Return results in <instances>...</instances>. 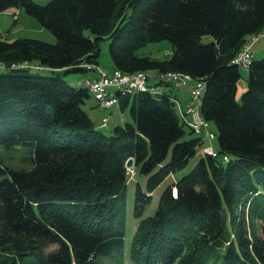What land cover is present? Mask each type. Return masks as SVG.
I'll list each match as a JSON object with an SVG mask.
<instances>
[{
	"label": "trees",
	"instance_id": "1",
	"mask_svg": "<svg viewBox=\"0 0 264 264\" xmlns=\"http://www.w3.org/2000/svg\"><path fill=\"white\" fill-rule=\"evenodd\" d=\"M14 7L57 40L0 38V67L8 70L0 71V264L121 260L114 252L125 247L127 160L135 176H146L136 183L139 218L152 192L204 141L185 139V115L169 92L117 90L132 121L108 135L97 128L83 107L89 89L63 75L98 64L104 39L112 69L183 71L202 80L201 113L218 140V156L204 154L164 189L156 213L140 220L130 260L264 264V57L247 69L231 62L264 30V0H0V14ZM162 40L172 43L164 59L137 55ZM242 70L247 87L238 100ZM2 150L20 165L7 164Z\"/></svg>",
	"mask_w": 264,
	"mask_h": 264
},
{
	"label": "rangeland",
	"instance_id": "2",
	"mask_svg": "<svg viewBox=\"0 0 264 264\" xmlns=\"http://www.w3.org/2000/svg\"><path fill=\"white\" fill-rule=\"evenodd\" d=\"M34 1L38 2L39 4H46L50 0H34ZM14 11H17L19 13L17 20H15L14 16L12 15ZM5 36H8L9 38H16V37L38 38L45 41H49L51 43L56 42L57 40L56 36L49 29L42 27L37 21V19L27 14L24 10L18 9L16 7L12 8L10 11L2 12L0 14V38H4ZM211 40L212 37L210 35L203 36L204 42H210ZM250 42H252V40H250ZM109 45H110L109 39H104L103 41H101V45H100L101 54L99 57L98 66L105 72H109L110 70H112L113 67V62L109 52ZM170 50H172V43L168 40L150 41L145 45L141 46L136 53L139 56L149 55L154 58L164 59L165 57H167L168 52H170ZM251 51L253 53V57H255L256 59L264 57V36L258 37V39H256L254 42L251 43ZM0 71L6 72L8 70L0 67ZM30 72L41 75L49 74V72L46 70H37L35 68H31ZM63 76L73 86L81 87L82 86L80 84L81 78L94 79L97 76V74L90 71L68 72L65 73ZM247 77H248V72L242 70V77L238 82V90H237L238 100L241 99L242 94L246 90ZM154 80H155L154 78H151L149 79V82L154 83ZM111 89L115 90L114 87H111ZM174 91L179 94L183 109H186L190 104V97L187 92V88L186 87H182L180 89L175 88ZM83 107L87 111L89 116L93 119V121L96 123L97 128L99 130H102L107 135L112 133L113 128L116 125H123L127 122L132 121L130 108L122 109L120 103H117L116 105L110 108H102L100 105H98V102L92 93L91 96L83 104ZM176 109L178 111V108ZM103 117L108 118V121L106 122L105 125H101ZM211 127L213 130H215L214 123H211ZM185 129L187 131L185 135V139L190 137L200 136L195 132L189 134L190 129L188 127H185ZM208 145H212L213 148L218 151L217 137L213 140L204 139L201 146H199V148L197 149L195 156L190 159L187 166L169 175L152 192L151 201L145 206L143 213L139 218L135 217L133 214L136 183L141 182V184L144 185L146 183V176L143 175L139 176L138 174H136V176L132 177L130 175L127 186V231L125 235V247L121 253H119V251L114 252L115 256H121V260L117 261L115 257L112 256L103 257L101 258L99 264H135L129 258V251L140 220L144 217L152 216L156 213L159 207V200L164 189L172 182L176 181L183 175L189 173L193 169L195 163L205 154L204 147ZM1 152L3 156H5V162L7 164L20 165L19 163H15V158H9L8 156L9 154L4 153L3 150ZM22 165H26V164H22ZM129 168H133V166ZM254 226L257 229V231L260 230L258 221H255ZM247 227H249V221H247ZM51 247L54 248V246Z\"/></svg>",
	"mask_w": 264,
	"mask_h": 264
},
{
	"label": "built area",
	"instance_id": "3",
	"mask_svg": "<svg viewBox=\"0 0 264 264\" xmlns=\"http://www.w3.org/2000/svg\"><path fill=\"white\" fill-rule=\"evenodd\" d=\"M14 18L18 17V13L13 14ZM264 36V30L258 34L248 37L231 62L239 65L241 68L247 69L253 58L251 51V43L258 37ZM252 40V42H250ZM169 53V52H168ZM86 69L94 72L97 76L94 79L83 78L81 83L84 84L93 94L95 99L102 108H110L119 103L117 90L123 94H133L139 91H150L154 95H161L164 92L172 93L171 99L175 101L181 115H185L186 125L196 134L204 139L213 140L217 137L215 130L211 127V122L204 118L201 113L202 95L205 89V83L202 80L193 78L190 74L183 71H137L125 72L121 69H112L109 72L103 71L96 63H84ZM154 78V83H150L149 79ZM114 87L115 90L111 89ZM187 88L190 97V104L183 109L181 101L174 97V89ZM108 121L107 117L102 118L101 125H105ZM205 154L218 156V151L212 145L204 147ZM224 160H228V156L224 155ZM130 175L135 176L134 168H129Z\"/></svg>",
	"mask_w": 264,
	"mask_h": 264
},
{
	"label": "water",
	"instance_id": "4",
	"mask_svg": "<svg viewBox=\"0 0 264 264\" xmlns=\"http://www.w3.org/2000/svg\"><path fill=\"white\" fill-rule=\"evenodd\" d=\"M133 164H134V160H133V158H129V159L127 160V163H126L127 167H132Z\"/></svg>",
	"mask_w": 264,
	"mask_h": 264
},
{
	"label": "crops",
	"instance_id": "5",
	"mask_svg": "<svg viewBox=\"0 0 264 264\" xmlns=\"http://www.w3.org/2000/svg\"><path fill=\"white\" fill-rule=\"evenodd\" d=\"M173 94L174 95H176L177 96V98L181 101V99H180V96H179V94L178 93H176L175 91H173Z\"/></svg>",
	"mask_w": 264,
	"mask_h": 264
},
{
	"label": "bare ground",
	"instance_id": "6",
	"mask_svg": "<svg viewBox=\"0 0 264 264\" xmlns=\"http://www.w3.org/2000/svg\"><path fill=\"white\" fill-rule=\"evenodd\" d=\"M82 79V78H81ZM81 82V81H80ZM87 88V87H86Z\"/></svg>",
	"mask_w": 264,
	"mask_h": 264
}]
</instances>
